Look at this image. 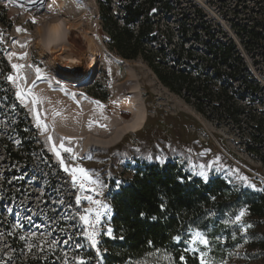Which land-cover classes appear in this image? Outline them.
<instances>
[{
    "label": "rangeland",
    "instance_id": "1",
    "mask_svg": "<svg viewBox=\"0 0 264 264\" xmlns=\"http://www.w3.org/2000/svg\"><path fill=\"white\" fill-rule=\"evenodd\" d=\"M56 1L61 3L63 9L73 8L76 12L75 19L84 18L83 31L87 32L85 33L87 37H94V42L104 50L108 60L112 57L122 59L108 48V36L99 20V2L110 1L113 11L119 12L120 0ZM171 2L173 6L171 12L160 11L158 18L161 31L166 30L165 33L169 34L174 44L181 41L176 29L177 20L181 19L190 29L188 39L183 43L184 47L192 50L195 55L203 56L204 44L193 39V36L196 33L206 41L209 38V35L205 34L208 26V33L213 36L212 39L224 43L231 40L235 44L252 79L264 88V0H171ZM49 5L50 1H46L42 7L30 3V0H0V48L5 65L9 67L4 81L11 91L14 102H17L15 97L17 91L27 92L31 88L32 92L37 90L40 93V95L32 93V96L20 99L30 102L36 120L38 119L36 113H39L41 127L43 126L41 122L44 123L45 117H48L39 111L43 101L41 88L49 85L51 91L67 92L58 84L59 80L52 79L51 72L70 75L69 72H65L69 67L62 64L56 66L49 61L42 48L40 37L52 43L47 32L51 24L47 22L53 20L52 22L66 25L67 21L61 8L52 13L46 9ZM71 19L69 22H72ZM18 28L24 30L17 31ZM77 32L84 40V32L78 29ZM25 44V47H21ZM169 47L172 48V45ZM24 53H27V56L21 59L20 56ZM90 55H87L90 60L99 62L97 55ZM60 59L62 63L66 62L62 56ZM122 60L150 79L153 84L145 85L146 78H142V91L147 110L145 124L138 132L128 134L119 144L110 148L91 146L75 160L72 154L76 145L68 146V143L63 142L64 147L72 149V152H64L60 148L61 140L55 145L54 152L60 150V157L56 161L52 153L45 149L44 140L33 127L27 110L17 102L24 110L22 116L19 117L20 113L16 110L11 113L8 99L0 96V264H19L29 257H40L46 264H76L78 257L87 261V264H102L100 251L97 253L96 248H93L83 236L88 226L79 219V216L85 214L84 209L93 205L83 199L80 204L76 203L77 196L96 194L81 192L78 186L73 187V173L64 171L60 163L61 158L70 169L83 167L93 170L104 184L102 189L104 195L96 198L106 200L108 203L110 202L108 192L117 189L118 183L120 185L130 178L136 159L159 162L147 159L149 155L154 158L161 157L165 161L174 160L191 173L200 171V164L208 165L209 162H214L209 170V177L218 175L251 190L264 189V141L261 140V136L254 135V129L250 123H246V116L244 117L248 112L251 114L260 112L264 115V106L257 100L259 98L264 101L263 94L256 92L255 98L252 99L237 98L238 105L240 104L245 111L237 119L230 117L225 110L212 108L207 101L201 103L203 112H200L195 107L196 100L188 103L170 92L141 59ZM13 64L25 67L17 70L12 67ZM36 67L41 69L42 76L39 79ZM92 68L94 69V65ZM81 70L79 69L80 73L75 77L78 89V94L75 92L73 96L76 98L75 101L81 100L85 94L102 102L107 101L110 82L102 68L101 72L93 73L92 76L88 67L83 72ZM9 75L16 78V82L8 81ZM19 77L27 79L25 81ZM33 81L36 82L34 87ZM233 86L238 92L244 93L245 90L239 81L233 82ZM216 87H219V84H216ZM33 98H39L40 102L34 105ZM10 106L12 108L13 104L10 103ZM106 111L109 115L114 114V110L110 108ZM17 117L25 121L26 129L29 126L33 130L35 144L39 148L27 168L9 161L1 145L4 142L14 148L18 147L19 138L13 132L12 126V123L18 121ZM189 162L196 167H189ZM13 170L16 175H9L5 179L6 174L14 173ZM241 177H247L248 183L245 184ZM89 216L94 220V213ZM110 217L109 212L102 218L103 228L110 227ZM99 229L102 230L101 226ZM106 236L108 235L99 236V241ZM69 237L72 239L67 244L63 243ZM76 243H81L84 247L76 249L74 247ZM149 253L137 259H129L124 264H137L138 261L157 264L160 253L155 255ZM230 253L232 255L223 260L227 264L264 263V256L259 255L256 259H251L243 247L233 248ZM210 258L219 264L220 260L211 254ZM161 264L167 262L162 261Z\"/></svg>",
    "mask_w": 264,
    "mask_h": 264
},
{
    "label": "trees",
    "instance_id": "2",
    "mask_svg": "<svg viewBox=\"0 0 264 264\" xmlns=\"http://www.w3.org/2000/svg\"><path fill=\"white\" fill-rule=\"evenodd\" d=\"M110 5V1L99 2V20L108 36V48L122 59H141L170 92L188 103L196 100L198 111L203 112L201 103L207 101L212 108L225 110L237 119L245 113L237 98L252 99L256 92L264 96V88L252 79L231 40L224 43L212 39L206 26L205 34L209 35L206 41L196 33L193 36L204 44L205 54L201 56L184 47L190 31L186 22L177 20L176 29L181 37L178 44L173 43L166 30L161 31L158 14L171 12V0H120L119 12ZM8 70L0 48V96L8 99L10 112L16 110L21 117L24 110L13 101L4 81ZM235 81L243 86L244 93L233 86ZM257 100L264 106L263 100ZM245 116L246 123L256 132L254 135L264 141V115L248 112ZM19 117L15 123L11 122L19 138L18 147L3 140L1 145L9 161L27 168L39 148L33 130L29 126L26 129L25 121ZM135 162L130 178L111 192L112 236L100 240L102 264H124L156 249L169 251L178 264H183L182 254L187 264H200L197 255L184 252L183 240L177 243L172 239L177 235L187 239L190 228H200L209 235L213 241L211 255L220 261L239 247L251 259L264 256V189L251 190L218 175L205 182L171 159L163 164L138 159ZM13 172L6 174L5 179ZM241 209L247 210L243 223L252 225L247 232L243 224H224ZM233 233L236 239H232ZM216 237H221V242H216ZM19 264L46 263L40 257H29Z\"/></svg>",
    "mask_w": 264,
    "mask_h": 264
},
{
    "label": "bare ground",
    "instance_id": "3",
    "mask_svg": "<svg viewBox=\"0 0 264 264\" xmlns=\"http://www.w3.org/2000/svg\"><path fill=\"white\" fill-rule=\"evenodd\" d=\"M46 1H50L49 6H51L46 9L53 13L61 8L62 14L67 18L66 25L52 22L53 20L47 22L51 24L50 30L47 32L52 43L44 37H40L42 48L49 61H52L56 66L62 64V66L69 67V70L65 72H69L70 75L51 72L52 79L59 80L58 84L67 92L51 91L49 85L41 88L43 101L39 106V111L43 116H48L45 117L44 123L41 122L42 127L37 122L38 119H35L34 108L29 104L30 102L17 98L15 95L16 100L29 113L33 127L39 131V137L44 140L45 149L52 153L56 161L58 156L52 147L61 140L62 143H68V146L69 144L76 145L73 153L76 157L82 156L91 146L100 148L115 146L122 142L128 134L138 132L145 124L147 110L143 97L144 91H142V78L146 77L122 59L112 57L111 60H108L104 50L94 42V37H87L85 34L87 32L83 31L84 18L82 20L74 18L76 12L73 8L63 9L61 3L56 0H44V3ZM70 19L72 22H69ZM77 29L84 32V40L81 39ZM89 54H91L90 56L97 55L100 69H98V61L94 62L88 58ZM61 56L66 62H61ZM49 61L47 62L49 63ZM93 65L94 69H91ZM87 67L91 76L93 73L101 72V68L102 72L107 75L110 82L108 83L109 98L107 101L102 102L87 94L79 101H75L76 98H73V94L78 91L75 77L79 75V69H82L81 72H83ZM149 72L151 73V71ZM39 76L42 75L39 74ZM145 80V85L153 86L150 79L146 78ZM32 93L40 95L37 90ZM97 101L103 105V108L96 103ZM109 108L114 110V114L107 113L106 110Z\"/></svg>",
    "mask_w": 264,
    "mask_h": 264
},
{
    "label": "snow or ice",
    "instance_id": "4",
    "mask_svg": "<svg viewBox=\"0 0 264 264\" xmlns=\"http://www.w3.org/2000/svg\"><path fill=\"white\" fill-rule=\"evenodd\" d=\"M30 3L43 5L44 0H30ZM22 30L24 29H20V28L17 29V31H22ZM25 46L26 44L21 45V47H25ZM26 56H27V53H24L20 56V58L23 59ZM12 67L14 69L20 70L25 66L20 65V64H13ZM29 67H32V66L29 65ZM36 72L38 74L37 78L39 79L40 78L39 74L41 73V69L39 67H36ZM19 78L25 81L27 79L26 77H19ZM7 80L10 82H16V78H14L12 75H9L7 77ZM35 83H36L35 81L32 82L33 87L35 86ZM16 96L17 98L23 97L26 99L28 96H32V89L29 88L27 92L17 91ZM39 102H40L39 98H33L32 100V103L34 105L38 104ZM96 103L101 108H103V105L100 104V102L97 101ZM36 115H37L38 123H39V113L37 112ZM44 127L46 128V125H44ZM49 139H51V137H49ZM60 148H62L64 152H72V149L65 148L63 143L60 144ZM53 150L54 151L56 150L55 145H53ZM189 152H191V149H189ZM204 154L205 153H200V155H204ZM56 155L60 157V152L56 151ZM72 158L75 160L77 157L75 154H73ZM86 158L90 159L91 157H86ZM147 159L149 160L155 159L159 161L161 164L165 162V159H162L161 157L154 158L151 155H149ZM218 159L219 158H217V160ZM60 163L65 172L71 171L73 173L72 174L73 187L78 186L81 192L88 191V192H92L96 194L95 196L93 195H85L83 197L77 196L76 203L80 204L81 199H83L89 202L90 205H93L92 207L84 209L85 214L79 216V219L83 221L85 225L88 226V230L83 232V236L88 240L89 244L93 248H96L97 253H99L100 241L98 237L101 235L112 236V228L111 227L103 228L101 225L102 218L111 211V206L106 200H101V199L96 198V197H100L104 195V192L102 190L104 188V184L100 180V178L93 172V170L85 169L83 167H75V168L70 169L67 165H65L63 158H61ZM213 164L214 162H209L208 165L200 164L199 165L200 171L194 172L193 174L200 176L205 182H207L209 179V170H211ZM189 167L195 168L196 165L189 162ZM77 173H79V175H77ZM241 180L245 184L248 183L247 177H241ZM118 186H119V183H118ZM248 186L255 187L254 185H248ZM161 207H163V205ZM246 211H247L246 209H241L238 213L234 214V219L225 220L224 224L226 226L229 223L237 224V225L243 224V230L247 232L248 228H251L252 225L243 223V218L246 215ZM92 213H94V217H95L94 220L90 219V216H89V214H92ZM141 215H143V213ZM28 219L31 220L30 217ZM98 226H101V229H102L101 231H97ZM186 236H187V239H184L181 235L174 236L172 239L177 243H180L183 240V242L186 245L184 252L185 253L191 252L193 254H197L199 257L200 264H217V261L210 258L213 241L209 238V235L205 231L201 230L200 228H190L187 230ZM120 238L123 239V237H120ZM21 239H25V237H21ZM71 239L72 237H69L68 240L63 241V243L67 244ZM232 239H236L235 233H233ZM215 240L216 242H221V237H216ZM151 243L152 242L149 241V244ZM74 247L76 249H82L84 245L81 243H76L74 244ZM156 253H160V260L157 261V264H161L162 261H166L167 264H176L175 258L170 253H168L167 250L161 251L160 249H156L154 252L149 253V255H155ZM229 255H232V253H229ZM180 260L183 262V264H187L185 260V256L183 254L180 256ZM76 264H87V261H85L81 257H78L76 258ZM137 264H145V262L138 261ZM219 264H227V262L221 260Z\"/></svg>",
    "mask_w": 264,
    "mask_h": 264
},
{
    "label": "built area",
    "instance_id": "5",
    "mask_svg": "<svg viewBox=\"0 0 264 264\" xmlns=\"http://www.w3.org/2000/svg\"><path fill=\"white\" fill-rule=\"evenodd\" d=\"M111 192H112V190H111ZM111 192H108V197H109V203H110V206H111V211H110V215H111V213H112V205H111V198H110V196H111ZM97 231H100V229H99V226L97 227Z\"/></svg>",
    "mask_w": 264,
    "mask_h": 264
}]
</instances>
